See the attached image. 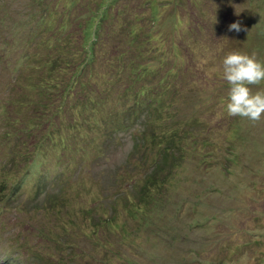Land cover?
<instances>
[{"label":"rangeland","instance_id":"374dc122","mask_svg":"<svg viewBox=\"0 0 264 264\" xmlns=\"http://www.w3.org/2000/svg\"><path fill=\"white\" fill-rule=\"evenodd\" d=\"M80 1L0 0V264H264V115L229 116L221 75L230 52L264 62V0ZM124 65L165 95L162 119L131 100L142 84L117 86ZM27 72L51 84L50 114L9 139L4 104L41 87Z\"/></svg>","mask_w":264,"mask_h":264},{"label":"trees","instance_id":"16d2710c","mask_svg":"<svg viewBox=\"0 0 264 264\" xmlns=\"http://www.w3.org/2000/svg\"><path fill=\"white\" fill-rule=\"evenodd\" d=\"M80 1V0H79ZM106 1V0H105ZM45 2V1H44ZM109 3H111V2H109ZM79 4H81V1L78 3V5ZM95 4H98V5H100V2H97V1H95ZM47 6L48 5H50V3L48 2L47 4H46ZM74 11H77V10H74ZM51 12L52 11H45L44 13H47V15L46 16H48L49 15V17L48 18H46V21H47V23H48V20H49V18H50V14H51ZM77 13H80V12H78L77 11ZM73 16V15H72ZM72 16L70 17V18H72ZM97 16V15H96ZM109 18H110V15H109V13H108V11H107V9H105V10H101V14L99 15V17L98 18H96V21H97V23H101L102 25H104V22H106V21H108L109 20ZM49 25V24H48ZM34 33H37L36 32V29H34ZM32 33H33V31H32ZM69 33V32H68ZM68 33H66V34H68ZM65 34V35H66ZM64 35V36H65ZM142 38V36H140V34L139 33H137V34H135V41L136 40H140ZM84 39H85V35H84ZM92 44H95V43H92ZM120 47H121V45H120ZM119 49H117V51H118ZM91 53H92V55H91V57L90 58H88V59H90L89 61H87V59H86V61H87V64H85V66H83V69L84 68H86V67H88L89 65L91 66L95 61H96V59H97V54H96V56H95V58H93L94 57V52H92L91 51ZM124 55H126V56H128L127 54H125V53H123ZM140 56L139 55H136V58L138 59ZM123 58H126V57H123ZM109 59V58H108ZM110 59H112V58H110ZM62 61V60H61ZM65 63H66V61H64ZM91 62V63H90ZM62 64V63H61ZM132 64H136L135 63V60H133V59H131L130 60V63H129V66L130 65H132ZM81 65V64H80ZM80 65H76V67L77 66H80ZM70 65H68V67H69ZM82 66V65H81ZM82 68V67H81ZM80 68V69H81ZM69 69V68H68ZM80 69L79 70H77L76 69V73H77V76H81V74H82V70L80 71ZM69 71V70H68ZM112 75L114 76V75H116V79H115V81H116V84H117V86L118 87H120V86H123L124 85V83H123V79H125V81L126 82H130L131 84H132V87H133V89L135 90V91H138L139 90V87H142L140 84H142L143 85V87H144V90H143V93H144V97H143V95H141L139 92L138 93H136V94H132V96H131V100H135V99H139V100H142V99H144V106H145V109H147L148 107H151L152 108V106L153 107H155L156 109H157V111L160 113V117L159 118H161L162 119V117H163V113L168 109V103H166L165 102V100H164V97H165V95L160 91V89L159 88H157V90H153V91H151V92H149L148 91V89L144 86V80H143V78L141 77V74H146V73H144V70H142V69H137V70H134L133 72H128V69H127V66L126 65H124V66H121V67H119L118 66V68H116V69H114L113 71H112ZM125 75H127V77L125 76ZM27 76L29 77V79L30 80H28L26 83L30 86V88H34V87H37L38 85H39V82L37 83V82H35V81H33V82H31L32 80L31 79H33L32 78V76H30V74H29V72H27ZM147 76H151V74L150 75H146V79L148 78ZM75 79H77V78H75ZM160 81L162 82V79H160ZM31 82V83H30ZM119 82H121L120 84H118ZM74 84H75V82L73 83H71L70 85H69V81L66 83V85L64 84V90L65 91H67V90H69L70 91V89H71V91L73 90V88H74ZM165 85V86H167V81H165V83L164 82H162V84H160L161 86L162 85ZM111 85H113V82L112 83H106V87H105V89L104 88H102L101 86H99V91L100 92H105L108 88H110L109 86H111ZM39 86H41V87H39V91H36V92H34L32 95L34 96H32L31 95V97L30 98H28V99H25L24 100V102H22V100H20L19 98L18 99H12L13 97H15L13 94V96H11L10 98L12 99V101H8L7 103H5L4 104V109L5 108H7L8 107V105H11L10 107L12 108V110L11 111H9V114H7V116H5V118H4V123L6 124V126H8L10 129H8L7 130V132H6V134H5V136L6 137H8L9 139H11V135L13 134V136H14V138L16 139L17 137L20 139L21 138V136L20 135H18V133L17 132H19L20 131V126L24 129V130H27V129H29L30 127H31V125H32V123L34 124V121L35 122H39V124H41V125H43V124H45V122H41L42 120H44L43 118H44V113H45V111L48 109V104H47V98L49 99L50 97H51V95H54V94H51L50 92H51V89H52V87H51V84H49L48 83V81H47V84H45V83H42L41 85H39ZM96 86H94V87H92L91 89H94V90H98L97 88H95ZM90 89H86L85 91H84V95L87 93V91H89ZM68 95H70L71 94V92H68L67 93ZM84 97H86V96H84ZM92 98H94L95 99V102H96V100H97V98H95V97H89L88 99H87V101L85 102V103H82L80 106L82 107V106H87V105H90V104H92L93 106H91L90 108H91V110H93L95 113L96 112H100V111H98L95 107H96V105H95V103H94V100H92ZM17 101H20V103H22L21 104V106H19V105H17ZM93 101V102H92ZM108 101V100H107ZM30 108V109H32V111H33V115H32V117H30L28 120H25V122H21V120L23 119V118H20V115H19V110L21 109V108ZM89 108V109H90ZM17 110H18V114H16L17 113ZM144 111V110H143ZM143 111H141V112H143ZM126 113H120V114H115V116H116V118L117 119H120V122L121 123H126L129 119H128V117L129 116H133V115H139L141 112H139V113H136V112H133L132 110H126L125 111ZM50 114V113H49ZM49 114H47L46 113V116H45V120L44 121H46V117H47V115H49ZM10 116V117H9ZM127 124V123H126ZM129 125V124H128ZM18 126H19V128H18ZM166 126H162V128H160L158 131H157V133L160 135V134H166V130H163L164 128H165ZM12 131V132H11ZM54 134V133H53ZM155 136H157V134H154ZM167 137V136H166ZM22 138H23V136H22ZM54 138V137H53ZM25 139V138H24ZM53 140H55V139H53ZM168 142H172V141H168ZM173 143H175V142H173ZM172 144V143H171ZM169 143L166 145V147H169ZM26 146L27 145H25V146H21V148H20V152L22 151V150H24V149H26ZM27 148H29V149H26V150H30L31 148L30 147H27ZM20 152H18V153H20ZM22 154V153H21ZM16 155H17V153H16ZM6 181V179H3V183H1V186L3 187L4 186V184L5 183H7V181ZM9 181H11V180H9ZM14 182V181H13ZM0 186V187H1ZM20 188V183H17V184H15V188H14V190L15 191H17L19 188ZM1 201H3V197H0V202ZM133 205H135V203L133 202ZM107 224H110L109 222L107 223Z\"/></svg>","mask_w":264,"mask_h":264},{"label":"clouds","instance_id":"9594fccd","mask_svg":"<svg viewBox=\"0 0 264 264\" xmlns=\"http://www.w3.org/2000/svg\"><path fill=\"white\" fill-rule=\"evenodd\" d=\"M242 30L239 22L229 25V31ZM222 78L229 85L226 111L229 116L259 121L264 115V91L253 93L249 85L264 82V62L255 55L239 51L230 52L222 59Z\"/></svg>","mask_w":264,"mask_h":264}]
</instances>
